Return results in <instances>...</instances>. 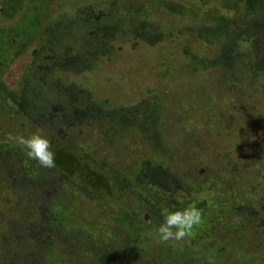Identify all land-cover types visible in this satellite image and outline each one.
Listing matches in <instances>:
<instances>
[{
  "label": "trees",
  "instance_id": "obj_1",
  "mask_svg": "<svg viewBox=\"0 0 264 264\" xmlns=\"http://www.w3.org/2000/svg\"><path fill=\"white\" fill-rule=\"evenodd\" d=\"M77 1L78 3H69L70 13L64 12L55 20L42 25L41 17L46 11L45 0H0V173L4 170L9 178L14 176V187L24 194L27 192L35 195L41 194L43 190H55L48 199L49 204L43 215L45 219L40 224L44 229L49 227V235L46 232L43 235L47 246L32 237L29 231H23L20 235L16 233L10 236V239L15 242L16 249L24 258L31 251L39 255V258L47 251L54 256L55 252H60L61 258H64V254L67 255L62 264H138L145 251L154 247L159 248L158 256H163L166 251V257L172 260L173 264H179L181 261L176 256L184 258L189 255L182 246L186 241L190 245L196 244L190 238L197 229L179 242L162 243L156 236L155 239L149 240V247L147 245V231L153 225L158 228L165 209H181L188 206V202H197L190 197L193 191L192 182L197 181L169 166L170 162H174L173 152L170 151L171 146L165 141L160 130L163 115L160 97L144 99L133 106L115 105L107 97L97 102L94 85H90L83 75L96 69L102 60L112 58L115 49L112 42L124 28H127L132 39L149 46L163 43L172 32L160 22L151 21L150 14L153 10L163 8L168 13L182 15L185 13V5L174 0H160L157 5L152 2L143 3V0H102L107 3L108 9L98 11L100 0ZM203 1L204 4L216 5L213 9L215 12L211 9H199L192 4L191 9L204 10L206 22H194L177 30L178 34H187L181 52L188 62L180 69L181 73L194 76L204 73L199 72L200 70H218L222 74L219 79H222V82L227 83L226 79L231 77V80L244 84L249 79L264 77V0ZM219 11L222 13H216ZM6 23L9 24L5 25ZM195 41L207 45L212 53L199 51L192 44ZM31 46L32 60L28 61L15 87H10L4 80V63L10 56L15 57L19 50L24 51ZM162 76L168 77L167 72H163ZM70 77L80 78L74 81ZM226 116L229 120L234 118L233 115ZM71 119L79 122V125L77 123L74 127ZM18 121L21 127L30 125L33 129L30 130L31 134L41 131L50 135L52 150L56 154L55 161L60 163L63 171L55 175L57 171L53 168H42L37 161L30 159L20 146H15L13 140L16 135L8 132V126ZM98 126L101 130L100 139L111 147L114 143L117 144L118 140H125L131 130L137 129L140 132L144 146L148 148L142 159V167L140 165V170L134 173L135 180L142 187L157 192V197L131 189V173L117 170L111 166L112 162L99 164L96 159L89 161V153H86L84 148L77 147L82 139L86 138L84 129L90 131L89 136L91 132L97 131ZM9 137L13 140L9 141ZM58 143L62 147L60 151L55 147ZM66 150L78 155L74 158V166L82 174L92 173L93 169L100 171L103 182L107 184V192L117 191L123 194L129 191L135 198V203L145 206L144 212H147L151 223H146V215L141 216L136 209L123 212L117 220L123 235V240L119 243H111L110 247H105L102 252H95L99 248L92 249L94 247L90 246L88 233L82 231V227L75 226L66 231L70 249L62 248L68 244H65L58 234L61 230H66L65 224L60 220L67 216L69 219L73 217L68 213L62 217V197L67 196L74 200L73 196L80 195L85 200H92L100 187L94 181L85 183L82 180L84 175L79 179L69 176L61 158V154H64V159L68 160ZM242 155L256 166L264 165V128L255 139H250ZM221 171L216 175L221 176ZM233 174L237 172L234 171ZM259 175L261 174L246 173V176L252 179V184ZM1 178L11 184L6 176L1 175ZM90 179L91 177L88 180ZM232 183L233 179H229L227 183L221 184L217 177H214L210 182L197 183L196 188L199 192L200 189L210 188V192L230 194L228 190ZM52 184L59 186V189H50ZM73 184L76 187L71 188ZM22 193L20 197H27ZM43 195L44 192L42 197ZM179 195L185 196L183 201H180ZM159 198L165 199L166 205L160 203ZM66 204H70V201ZM214 204L211 201H202V216L206 215L204 211L208 206L213 207ZM242 208L243 206H238L236 209L241 211ZM242 212L243 218L249 222L244 228V233L247 227L251 226V222L255 221L252 236L259 235V238L264 240V207L257 204L256 207L249 206ZM206 218L203 216L208 225ZM44 256L48 259L46 254ZM12 257L15 256L5 253L1 264H20L16 258L14 262ZM193 257L194 255L190 259ZM194 260L189 263L192 264ZM199 264L219 263L213 259Z\"/></svg>",
  "mask_w": 264,
  "mask_h": 264
},
{
  "label": "rangeland",
  "instance_id": "obj_2",
  "mask_svg": "<svg viewBox=\"0 0 264 264\" xmlns=\"http://www.w3.org/2000/svg\"><path fill=\"white\" fill-rule=\"evenodd\" d=\"M159 1L143 0V3L152 2L157 5ZM174 1L185 5L184 14L174 15L163 8L153 10L150 14L151 21L160 22L172 32V35L163 43L149 46L132 39L127 28H124L118 32L112 42L115 48L112 58L102 60L96 69L85 73L83 78L87 79L90 85H94L97 102L107 97L115 105L133 106L144 99L160 97L163 104L160 130L165 141L171 146L170 151L173 152L174 162H170L169 166L183 172L189 176V179L197 181H191L193 191L190 196L191 200H197V202L191 201L187 204L202 210V201L215 203L213 207L208 206L204 211L206 215L203 216L207 217L208 225L203 220L202 224L194 229V231L197 230L190 239L196 244L190 245L188 241L183 243L182 247L189 255L184 258L176 256L181 261L179 264H190L189 262L194 259L192 264L213 259L219 264H264V240H261L259 235L258 238L252 236L255 221L251 222V226L247 227L244 233V228L249 222L243 218L244 213L242 212L249 206L256 207L257 204L264 207V165L256 166L242 155L250 139H255L260 130L264 128V77L249 79L244 84L231 80V77L226 79L227 83L222 82V79L219 80L222 74L218 70L213 72L200 70L199 72L204 73L194 76L188 73L182 74L180 69L188 62L181 52L187 34H178L177 30L194 22V24L206 22L204 10L199 9H211L215 12L213 9L217 6L204 4L203 0ZM72 2L78 3L77 0H45L46 11L41 17V24L46 25L64 12L70 13L68 5ZM192 4L199 9H191ZM107 9V3L100 0L98 11ZM216 13H222V11ZM7 24L9 23L5 25ZM192 44L199 51L212 53V50L204 43L195 41ZM32 48L33 46L24 51L19 50L21 54L17 52L15 57L10 56L9 60L4 63L3 76L10 87H15L28 61L32 60L30 56ZM163 72H167L168 77H163ZM79 78L70 77L74 81ZM226 115H233L234 118L229 120ZM71 120L74 127L77 123L79 125V122ZM30 130H33L30 125L21 127L19 121L8 126V132L16 137L17 135L28 136L31 134ZM100 131L98 126L97 131L91 132L88 136L90 131L84 129L86 138L82 139L81 144L78 142L77 147L84 148L86 153H89L91 157L89 161L96 159L99 164L112 162L111 166L117 170L131 173L129 177L131 189L157 197L159 195L157 192L142 187L135 180L134 173L140 170V165L142 167L144 163L142 159L148 148H145L140 132L137 129L131 130L125 136V140H118V143H114L111 147L100 139ZM43 134L50 139V135ZM11 140L13 138L9 137V141ZM76 140L77 138L75 142ZM15 141L16 139L13 140L16 146ZM55 147L59 151L62 149L59 143ZM66 153L69 156L68 160L64 159V154H61V158L69 176L79 179L81 175H84L82 180L85 183L94 181L100 187L97 188L93 201L85 200L80 195L73 196L74 200L71 197H62L60 202L62 217L66 213L72 214L73 217L69 219L67 216L60 220L62 224H65L66 230H61L58 234L64 239L65 244H68L66 231L80 226L82 231L88 233L90 246L94 247L92 249L95 250L98 247L99 250L95 252L100 253L105 247H110L111 243L117 244L123 240L122 232L117 224L119 216L123 212H131L134 209L140 212L141 216L146 215L145 206L135 203V198L129 191L123 194L117 191L107 192L105 188L107 184L103 182L98 169H93L92 173L82 174L74 166V158L78 155H74L70 150H66ZM247 157L250 159L248 154ZM55 163L56 167L53 169L57 171L55 175H58L63 170L62 166H59L60 163L57 161ZM218 171H221V176L216 175ZM234 171L237 174H233ZM6 172L3 170L0 173V264L5 253L14 255L13 261L15 262L16 258L20 264L28 262L30 264H62L67 255L64 254V258H61L60 252H55L54 256L47 251L44 253L48 256L46 259L43 253L39 258V255L31 251L24 258L23 254L16 249L15 242L10 239V236L16 233L20 235L23 231H29L32 237L38 239L43 246H47L43 235L44 232L48 234L49 227L44 229L40 224L45 219L43 215L49 204L48 199L55 190L51 192L43 190L41 194L35 195L27 192L24 194L19 188L14 187L16 178L14 176L9 178ZM246 173L261 175L252 184V179H249ZM1 175L9 178L11 184H7ZM90 177L91 179L88 180ZM214 177H217V181L221 184L233 179L234 183L228 190L230 194L210 192V188L198 191L197 183L210 182ZM73 187L76 185L73 184L71 188ZM55 188L57 190L59 186L50 185V189ZM43 192L45 195L42 197ZM20 193L27 197H22V195L20 197ZM178 198L183 201L185 196L179 195ZM68 201L70 204H66ZM158 201L166 205L165 199L159 198ZM238 206H243L241 211L236 209ZM146 218V223H151L147 215ZM147 236L149 247V240L157 236V228L154 225L147 231ZM70 247L71 244H68L63 245L62 248L70 249ZM62 251L68 252L69 250ZM147 251L138 264H173L172 260L166 257V251L163 252V256H158L159 248L156 247ZM192 255L194 257L190 259Z\"/></svg>",
  "mask_w": 264,
  "mask_h": 264
},
{
  "label": "clouds",
  "instance_id": "obj_3",
  "mask_svg": "<svg viewBox=\"0 0 264 264\" xmlns=\"http://www.w3.org/2000/svg\"><path fill=\"white\" fill-rule=\"evenodd\" d=\"M15 142L42 168L56 167V154L52 150L50 140L41 131L28 136L17 135ZM162 215L163 219L157 228V236L162 243L182 241L203 222L202 210L193 205L176 210L165 209Z\"/></svg>",
  "mask_w": 264,
  "mask_h": 264
}]
</instances>
